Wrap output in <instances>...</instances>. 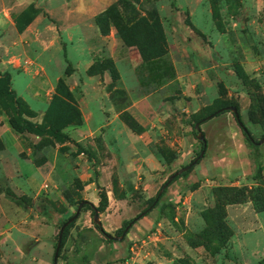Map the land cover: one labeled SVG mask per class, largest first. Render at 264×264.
Wrapping results in <instances>:
<instances>
[{"label": "rangeland", "instance_id": "374dc122", "mask_svg": "<svg viewBox=\"0 0 264 264\" xmlns=\"http://www.w3.org/2000/svg\"><path fill=\"white\" fill-rule=\"evenodd\" d=\"M126 1L0 0V71L10 72L22 116L70 137L12 127L0 80V264H53L59 228L83 200L57 264H80L84 252L89 264H258L264 143L250 142L228 110L201 123L206 148L190 172L122 239L109 235L199 154L201 118L235 105L252 138L264 135V0ZM111 4L126 19L160 20L173 77L141 82L139 49L96 22Z\"/></svg>", "mask_w": 264, "mask_h": 264}, {"label": "trees", "instance_id": "16d2710c", "mask_svg": "<svg viewBox=\"0 0 264 264\" xmlns=\"http://www.w3.org/2000/svg\"><path fill=\"white\" fill-rule=\"evenodd\" d=\"M118 1L122 5L127 4L126 0ZM96 22L99 25V28L102 33L109 32L110 26L112 25L118 35L121 36L125 44L135 45L139 49L141 56L144 62L146 63L148 69V75L145 78L141 79V82H145V84L159 82L164 77L174 76L173 66L163 58L168 52V46L163 28L161 26V22L157 17L153 19H148V17H145L143 15H133L131 19H126L121 14L117 5L111 4L97 16ZM187 22H189L188 19ZM70 68V66L67 67V73L70 71ZM0 80L4 82V87L2 88L3 91L7 92L10 95L14 105V114L10 120V124L12 127H14L18 131L34 132L40 135L53 134L59 138L70 139V137L64 131H62L61 127L56 125L54 122L38 123L24 118L22 116L23 112L21 110L20 100L16 97L14 90L10 88V72L0 71ZM63 85L64 84L62 80L59 79L57 84V91L59 93L61 92L67 95L66 97H69L70 93L69 91H65V85ZM224 107L225 106H222L220 108ZM218 109H216L215 111H217ZM223 111L226 110L223 109ZM74 112L76 114L77 111L74 109ZM56 116H58L59 119H61L62 121L66 122L67 117H64V115H62L61 113H57ZM250 144L253 145V143ZM258 170H262L261 165H259ZM189 172L190 169L180 173L174 179L180 177L181 175H187ZM97 186L100 188V207H98V210H102L106 202V195L104 190L98 185V183ZM159 198L157 199L155 205L159 201ZM155 199L156 197L151 201V204L155 201ZM148 210L149 209L145 208L142 212H140L136 217L132 218L131 220L136 221L140 219L148 212ZM72 225L73 221L65 227L61 243L64 242L68 229ZM95 227L103 234L108 235V233L103 229L101 225H95ZM120 230L122 231L123 227H121ZM78 259L80 261V264H89V256L86 252L82 253L81 255H78ZM258 264H264V258L260 259Z\"/></svg>", "mask_w": 264, "mask_h": 264}, {"label": "water", "instance_id": "95a60500", "mask_svg": "<svg viewBox=\"0 0 264 264\" xmlns=\"http://www.w3.org/2000/svg\"><path fill=\"white\" fill-rule=\"evenodd\" d=\"M223 109L225 110H228V111H231L235 118H236V121L238 122V124L244 129L246 130V127L245 125L243 124V122L241 121L240 117H239V112H238V109L235 105H227L225 106L224 108H220L218 109L217 111L201 118L200 120H198L197 122H195L194 124V131H195V136L196 138L202 142L203 144V148L201 149V151L199 152V154L190 162L188 163L187 165L185 166H182L180 167L178 170L174 171L171 175H169V177L167 178V180L162 184L161 188L159 189L158 191V194L156 196V199L155 201L147 208V209H150L153 205H155L157 199L159 198V196L161 195V193L163 192V190L167 187V185L177 176L179 175L180 173L190 169L192 166H194L197 161L203 157L204 155V152H205V148H206V139H205V136L203 134V132L201 131V128H200V125L203 121L205 120H208L210 118H212L213 116H215L217 113H220L221 111H223ZM251 138V141L255 144V145H260V144H263L264 143V135L258 139L257 141H255L252 136H249ZM88 202L87 200H83V201H80L78 206H77V209L75 211V213L70 216L68 219H66L62 225L60 226L59 228V232H58V237H57V243H56V246H55V250H54V255H53V264H57V259H58V253H59V250H60V247H61V242H62V235H63V231L65 229V227L71 223L72 221H74L77 216L79 215V212H80V209L81 207L86 203ZM93 209H94V213H93V216H92V220H93V223L95 225H101V220H100V217H99V213H98V210L92 206ZM134 223V220H131L129 221L123 228L122 232L120 235L118 236H111L109 235L110 237H112L113 239L115 240H120L124 237V235L126 234V232L128 231V229L131 227V225Z\"/></svg>", "mask_w": 264, "mask_h": 264}, {"label": "flooded vegetation", "instance_id": "af4514ba", "mask_svg": "<svg viewBox=\"0 0 264 264\" xmlns=\"http://www.w3.org/2000/svg\"><path fill=\"white\" fill-rule=\"evenodd\" d=\"M241 127V126H240ZM246 127V126H245ZM242 128V127H241ZM242 131L245 133V135L247 136V138L251 141V138L249 137V136H251L250 135V133H249V131H248V129H247V127H246V130H244L243 128H242ZM252 142V141H251ZM203 145V144H202Z\"/></svg>", "mask_w": 264, "mask_h": 264}]
</instances>
